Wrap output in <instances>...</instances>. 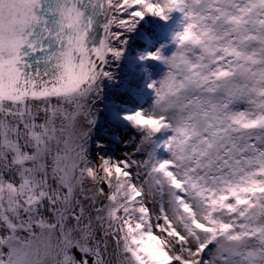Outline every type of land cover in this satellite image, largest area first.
<instances>
[{
    "label": "snow or ice",
    "instance_id": "snow-or-ice-1",
    "mask_svg": "<svg viewBox=\"0 0 264 264\" xmlns=\"http://www.w3.org/2000/svg\"><path fill=\"white\" fill-rule=\"evenodd\" d=\"M174 12L131 151L89 159L105 65ZM0 264H264V0H0Z\"/></svg>",
    "mask_w": 264,
    "mask_h": 264
},
{
    "label": "bare ground",
    "instance_id": "bare-ground-1",
    "mask_svg": "<svg viewBox=\"0 0 264 264\" xmlns=\"http://www.w3.org/2000/svg\"><path fill=\"white\" fill-rule=\"evenodd\" d=\"M174 23H177L175 12L167 21L146 16L133 33L125 35L127 44L120 60H110L105 65L112 78L101 82L99 97L91 106L95 124L88 139L89 159L95 161L98 156L118 159L124 152L131 151L126 142L133 133L121 116L126 112L150 108L152 91L147 85L153 82L157 70L165 66L159 61H141L140 57L155 52L159 38L166 39L165 53H173ZM165 53H160L164 59L168 58ZM97 144L103 147L97 148Z\"/></svg>",
    "mask_w": 264,
    "mask_h": 264
},
{
    "label": "rangeland",
    "instance_id": "rangeland-1",
    "mask_svg": "<svg viewBox=\"0 0 264 264\" xmlns=\"http://www.w3.org/2000/svg\"><path fill=\"white\" fill-rule=\"evenodd\" d=\"M174 28L176 29V33L178 31H180L181 28H182V17H181V15L179 13H177V23H174ZM165 41H166L165 38L164 39L163 38H159L158 39V42L156 44L155 52L157 50H159L160 53H165ZM165 54H166V56L170 57L173 53H165ZM165 71H166V67L165 66H162L161 69H158L157 70V75H153L154 76V80L153 81L160 80L163 77ZM150 98H151V100L153 102V93L150 94ZM160 135H161L160 136L161 137L160 139H164V138H166V135L167 134L161 133ZM160 156L162 158H166L167 157V154L166 153H160Z\"/></svg>",
    "mask_w": 264,
    "mask_h": 264
},
{
    "label": "clouds",
    "instance_id": "clouds-1",
    "mask_svg": "<svg viewBox=\"0 0 264 264\" xmlns=\"http://www.w3.org/2000/svg\"><path fill=\"white\" fill-rule=\"evenodd\" d=\"M69 76L71 77V72H69Z\"/></svg>",
    "mask_w": 264,
    "mask_h": 264
}]
</instances>
